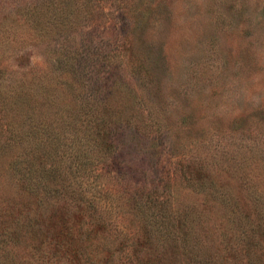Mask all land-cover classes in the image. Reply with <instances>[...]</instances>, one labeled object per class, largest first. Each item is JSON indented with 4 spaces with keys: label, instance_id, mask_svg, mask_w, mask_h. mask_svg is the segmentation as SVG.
<instances>
[{
    "label": "rangeland",
    "instance_id": "374dc122",
    "mask_svg": "<svg viewBox=\"0 0 264 264\" xmlns=\"http://www.w3.org/2000/svg\"><path fill=\"white\" fill-rule=\"evenodd\" d=\"M35 1L0 0L2 39L15 41L17 32L26 31L31 18L21 5ZM66 1L79 18L75 33L56 27L50 51L29 45L33 40L20 53L18 46H0V65L14 73L52 74L54 57L72 55L74 45L81 56L92 51L86 61L103 60L100 75L112 78L114 88L95 90L86 81L74 93H105L117 118L112 134L126 165L86 155L94 177L86 168L80 178L97 182L90 189L105 205L101 213L115 222L113 232L132 225L131 202L143 190L133 184L145 181L144 187L154 188L144 191L146 200L168 203L191 219L201 260L264 264V0ZM122 58L129 61L125 66ZM54 215L45 228L56 234L67 227L71 244L79 246L71 264L99 262L92 231L99 225L77 239L95 210L68 208ZM59 256L54 249L47 262L60 264Z\"/></svg>",
    "mask_w": 264,
    "mask_h": 264
},
{
    "label": "trees",
    "instance_id": "16d2710c",
    "mask_svg": "<svg viewBox=\"0 0 264 264\" xmlns=\"http://www.w3.org/2000/svg\"><path fill=\"white\" fill-rule=\"evenodd\" d=\"M66 2L23 3L22 13L31 18L27 29L17 32L15 41L7 36L2 39L0 32L1 48L18 46L16 52L20 53V47L33 40L29 45L50 51L55 44L49 35L56 27L58 33L60 29L75 33L79 25V18L76 13L71 15L73 8L65 7ZM65 41L60 43L64 51L68 46ZM70 51L72 55L54 57L59 63H53L52 74L50 69L14 73L0 65V264H50L47 261L54 249L60 251V264H71L81 253L78 245L71 244L67 227L56 234L45 228L56 211L68 208L95 210L94 218L77 232V239L83 241L91 225H99L92 230L102 254L95 264H214L201 260L203 255L198 254V238L189 217L168 203L155 205L156 201L146 200L144 191L153 192L154 188L144 187L145 181L133 184L142 186L139 195L142 193L144 198L131 202L132 225L117 234L113 232L117 228L115 222L101 213L105 205L98 203L96 190L90 189L98 186L97 182L86 184L80 178L89 170L86 168H91L85 165L86 155L92 161L120 168L126 165L118 157L112 134L117 118L105 105V93L82 98L74 90L81 89L80 84L87 81L90 88L109 92L115 82L100 75L102 59L86 61L92 51L89 56H81L78 45ZM124 60L121 62L125 66L129 61ZM76 96L79 102L72 100ZM6 181L13 184L11 188H6ZM17 194L30 199L21 200ZM35 235L39 238L36 246L32 244ZM27 247L32 251L28 252Z\"/></svg>",
    "mask_w": 264,
    "mask_h": 264
}]
</instances>
